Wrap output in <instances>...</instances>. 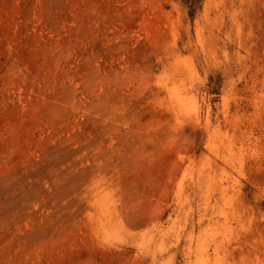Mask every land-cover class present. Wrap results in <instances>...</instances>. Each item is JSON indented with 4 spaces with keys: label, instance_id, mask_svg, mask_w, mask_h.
Listing matches in <instances>:
<instances>
[{
    "label": "rangeland",
    "instance_id": "1",
    "mask_svg": "<svg viewBox=\"0 0 264 264\" xmlns=\"http://www.w3.org/2000/svg\"><path fill=\"white\" fill-rule=\"evenodd\" d=\"M0 264H264V0H0Z\"/></svg>",
    "mask_w": 264,
    "mask_h": 264
}]
</instances>
